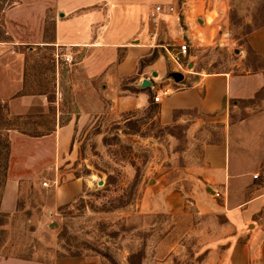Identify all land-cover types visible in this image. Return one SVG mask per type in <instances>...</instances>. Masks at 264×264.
Listing matches in <instances>:
<instances>
[{
  "label": "rangeland",
  "instance_id": "rangeland-1",
  "mask_svg": "<svg viewBox=\"0 0 264 264\" xmlns=\"http://www.w3.org/2000/svg\"><path fill=\"white\" fill-rule=\"evenodd\" d=\"M16 1L0 0V39L6 31L3 11ZM171 15V19L179 18L180 39L164 26V30L160 27L163 38L157 44L163 46L158 50L167 58V51L176 58L179 46H187L186 56L177 57L180 74H238L263 67L262 60L248 53L246 40L264 25V0H178ZM39 19L47 24L44 29L50 36V22L57 19L54 10ZM12 30L23 38L22 26ZM55 50L47 47L26 57L28 78L43 84L48 99H53L58 74L61 111H85L89 107L84 89L87 81L94 83L98 92L102 86L99 79L91 80L85 70L97 69L103 62L113 67L122 54L110 58L73 54L71 65L60 62L57 66ZM166 63L170 65L172 61ZM127 84L124 80L121 88ZM155 94L142 109L96 105L89 113L81 112L63 163L53 165L49 157L51 144L40 148L38 155L48 157L20 184L16 213L0 215L3 257L34 261H50L54 256L85 257L102 264L202 263L206 249L192 235L200 222L193 210L192 217H184L144 213L140 208L142 201L146 206L151 196H210L206 185L186 176L200 165L202 145L224 140L225 133L220 127L203 126L191 136L189 122L175 120L177 114L172 122H162L159 108L153 103ZM254 103H240L235 119H245L247 109H252ZM47 112L43 118L36 115L21 122L0 105V128L25 127L30 133L50 131L53 107ZM10 161L9 138L0 136V184ZM163 176L161 190L154 189L155 182ZM257 178L249 186L232 185L224 193L244 197L250 195L251 188L260 192V187L264 189V169L257 171ZM74 179L83 184L79 197L50 211L56 187Z\"/></svg>",
  "mask_w": 264,
  "mask_h": 264
},
{
  "label": "crops",
  "instance_id": "crops-1",
  "mask_svg": "<svg viewBox=\"0 0 264 264\" xmlns=\"http://www.w3.org/2000/svg\"><path fill=\"white\" fill-rule=\"evenodd\" d=\"M177 2L17 0L3 11L6 31L0 39V105L8 109L10 117L21 122L36 115L43 118L50 107L53 113L52 129L44 133H30L25 127L0 128V136L9 138L11 151V161L0 184V215L16 213L20 184L29 179L30 170L48 157L38 155L41 147L51 144L49 157L53 165L66 161L63 156L71 147L81 112L89 113L96 105L118 110L142 109L151 103V95L168 90L159 103H154L162 122H172L177 114L175 120L189 122L191 136L198 128L211 126L220 127L225 137L217 143H204L200 165L186 176L206 185L210 196H151L146 206L142 201L141 212L192 217L193 210L200 222L196 227L198 231H193L192 235L197 237L200 247L206 249L201 264H264V189L260 187L259 192L251 188L250 195L244 197L224 193L232 185L253 184V176L264 169V65L238 74H181L182 80L176 83L173 76L180 74L181 67L174 55L167 51V58L158 50L163 46L157 41L163 38L164 26L179 40L180 21L171 19L172 13L156 14L154 8L171 7L175 12ZM48 10H54L57 16L50 22V36L44 29L47 24L39 19ZM19 26H22L23 38L12 30ZM246 45L254 58L264 62V27L253 31ZM47 47L56 50L70 47L73 54L96 57L122 54V58L113 67L103 62L97 69H86L91 80H100L101 91H96L94 83L87 81L84 89L89 107L80 112L76 102L78 109L64 114L60 109L58 74L54 97L48 99L43 84L36 82L37 79L31 82L26 73V57ZM166 60L172 63L168 65ZM124 80L128 84L122 89ZM145 80L150 86L142 88ZM243 102H255V106L247 109L245 119H235L234 113H238V105ZM163 179L164 176L159 178L153 188L161 190ZM82 185L74 179L57 186L51 196L54 207L49 210L73 202L79 197ZM214 191L222 193L223 198H215ZM0 264L102 263L85 257L54 256L50 261L6 258L0 252Z\"/></svg>",
  "mask_w": 264,
  "mask_h": 264
},
{
  "label": "built area",
  "instance_id": "built-area-1",
  "mask_svg": "<svg viewBox=\"0 0 264 264\" xmlns=\"http://www.w3.org/2000/svg\"><path fill=\"white\" fill-rule=\"evenodd\" d=\"M154 12L156 14H163V13H173L174 11L173 8L171 7L165 9L162 6H156L154 8ZM186 54H187V46L185 44L180 45L176 54L175 62L179 64L177 62V57L186 56ZM54 59L57 66H59L60 62L65 65H71L73 62V52L70 47H58L57 50L55 51ZM168 92H169L168 90L158 91L153 97V103L156 104L159 103L161 97L167 95ZM253 178L256 179L257 175L253 176ZM42 185L43 187H47L46 183H43ZM213 196L215 198H223V195L221 193L215 191L213 192Z\"/></svg>",
  "mask_w": 264,
  "mask_h": 264
},
{
  "label": "water",
  "instance_id": "water-1",
  "mask_svg": "<svg viewBox=\"0 0 264 264\" xmlns=\"http://www.w3.org/2000/svg\"><path fill=\"white\" fill-rule=\"evenodd\" d=\"M183 76L181 74H175L173 76V79L176 83H179L181 80H182ZM150 86V82L145 80L143 83H142V88H147Z\"/></svg>",
  "mask_w": 264,
  "mask_h": 264
},
{
  "label": "trees",
  "instance_id": "trees-1",
  "mask_svg": "<svg viewBox=\"0 0 264 264\" xmlns=\"http://www.w3.org/2000/svg\"><path fill=\"white\" fill-rule=\"evenodd\" d=\"M262 27H264V25H262L261 28H262ZM247 51H248L249 54L252 55V52L250 51V49H249L248 47H247Z\"/></svg>",
  "mask_w": 264,
  "mask_h": 264
}]
</instances>
